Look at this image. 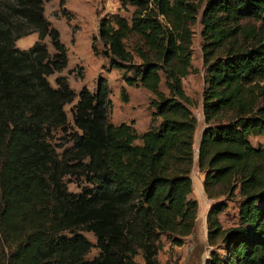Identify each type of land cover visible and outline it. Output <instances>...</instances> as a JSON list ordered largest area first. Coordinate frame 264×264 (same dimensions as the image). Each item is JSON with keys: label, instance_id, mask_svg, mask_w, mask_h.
Returning a JSON list of instances; mask_svg holds the SVG:
<instances>
[{"label": "trees", "instance_id": "16d2710c", "mask_svg": "<svg viewBox=\"0 0 264 264\" xmlns=\"http://www.w3.org/2000/svg\"><path fill=\"white\" fill-rule=\"evenodd\" d=\"M43 1L15 0L29 32L0 26V264H160L162 238L181 246L195 235L194 163L207 197H224L206 215L208 244L219 240L224 253L211 250L207 264H264V144L249 140L264 133V0H118L129 15L100 20L101 53L126 84L152 94L144 132L109 121L105 78L94 92H76L63 76L50 84L68 60ZM199 14L205 127L195 160L197 118L182 81L192 72ZM33 32L29 48L15 46ZM72 103L76 130L68 132ZM55 129L67 132L70 147L52 144ZM224 200L237 209L227 228ZM93 247L99 252L88 258Z\"/></svg>", "mask_w": 264, "mask_h": 264}, {"label": "rangeland", "instance_id": "374dc122", "mask_svg": "<svg viewBox=\"0 0 264 264\" xmlns=\"http://www.w3.org/2000/svg\"><path fill=\"white\" fill-rule=\"evenodd\" d=\"M44 0L43 15L55 27L60 34V40L66 47L67 65L61 71H57L47 77L52 86H55L54 80L58 76L67 79L69 85L78 92L83 86L94 92L100 78H105L109 87V97L111 106L108 109V118L114 124L121 122H134V126L138 132L147 130L150 122L152 108L149 106V100L152 94L142 86H131L126 84L123 79L122 70L109 68L106 57L101 53L103 49L102 42L98 37V26L100 20L110 14L119 13L121 15H129L120 8L118 0ZM16 6L15 0H0V26H11L14 33L29 32L31 27L25 24L17 12L12 7ZM200 14L197 21L191 26L193 30L191 41V64L192 72L188 74L182 81L185 92L193 99L191 110L197 118L196 132L200 133L205 124L202 115V91L204 87V66L202 64V38L201 24L199 22ZM96 36L94 45L98 51L95 54L91 44L93 37ZM37 40V33L33 32L23 35L15 40V46L20 49L29 48ZM47 49L52 55L55 50L52 47L49 37L44 38ZM126 74L131 72L126 71ZM164 90V87L161 86ZM125 90L127 101H124L121 90ZM72 104L65 106L68 123L66 129L68 132L75 131L72 125L71 107ZM250 142L256 146L264 144V133L261 135H250ZM52 144L58 148L70 147L72 142L68 140L67 132L61 129L53 131ZM203 173L199 171L194 163L191 170L192 191L190 197L197 200L200 208L197 216V227L195 235H189L185 238V243L181 245V249L170 246L166 238L163 240V248L158 254L160 264H207L211 250H216L220 255L224 251L219 240L217 245H209L207 241L206 215L209 208L218 200L224 199L220 196L217 199H210L204 192L203 184L199 182V178ZM68 188L71 191L80 190V182H76L73 178H66ZM203 190V191H202ZM227 207L219 214V220L224 228L231 227L236 224V205L230 200H224ZM92 243H95V237L91 232L81 231ZM188 243H194L192 250H188ZM189 251V252H188ZM98 249L93 247L88 258H92L98 254ZM140 260V259H139ZM141 264H143L140 261Z\"/></svg>", "mask_w": 264, "mask_h": 264}, {"label": "crops", "instance_id": "0c3cea01", "mask_svg": "<svg viewBox=\"0 0 264 264\" xmlns=\"http://www.w3.org/2000/svg\"><path fill=\"white\" fill-rule=\"evenodd\" d=\"M201 133H202V131L200 132V133H196L195 134V136H194V151H195V160H196V158H197V152H198V143H199V140H200V136H201ZM196 164V163H195ZM197 165V164H196ZM199 182H200V184L202 185L203 184V176H202V174H201V177L199 178ZM203 191V190H202ZM199 208H200V204L198 205V210H199ZM193 244L194 243H188V250L189 251H191L192 250V247H193ZM174 248H178V249H181V246H174ZM188 251V252H189Z\"/></svg>", "mask_w": 264, "mask_h": 264}]
</instances>
